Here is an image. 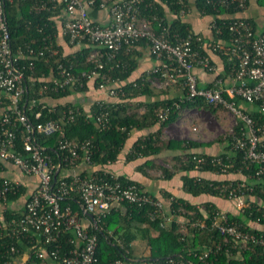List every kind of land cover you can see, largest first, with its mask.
I'll list each match as a JSON object with an SVG mask.
<instances>
[{
  "label": "built area",
  "instance_id": "built-area-1",
  "mask_svg": "<svg viewBox=\"0 0 264 264\" xmlns=\"http://www.w3.org/2000/svg\"><path fill=\"white\" fill-rule=\"evenodd\" d=\"M145 1L36 0L33 9L38 12L56 10L63 5L66 13L63 36L72 45H85L92 49L87 58L92 67L80 71L75 69V62L63 54V58L58 59L54 74L49 78L51 90L83 88L96 82L98 85H94V89L119 97L121 92L124 94L121 89V84L124 83H121L119 77L113 76V72L125 67L120 54L123 50L127 53L132 51L144 41L157 62L145 73L143 84L149 82L159 92L179 87V101L162 109L159 112V121L163 123L168 120L174 107L180 108L181 103L198 98L204 99L210 105L223 106L228 111L227 114L232 115V125L228 133L231 135L232 149L243 150L244 162L257 164L256 174L264 176V123L259 124L234 99L239 96L250 103L259 102L260 110L264 114V31L258 32L253 21L245 16H233V20L225 22L224 25L217 24L215 19L212 21L211 27L215 36L223 35L224 30H228L230 35L227 40L222 37L223 39L209 44L214 53L224 51L227 54L230 72L227 76H220L218 65L209 53V48L203 52L202 46L196 45L202 41L201 35H173L172 38L168 34L167 25H164L165 18L158 14L153 18L159 22L162 30H156L147 15L141 16ZM172 1L182 5L180 17L187 16L188 2ZM207 2L216 10L229 9L233 4L237 8L247 7L246 0ZM149 6L151 4H147L146 8ZM94 8L108 11L109 21L101 23L94 20L89 14V9ZM48 49L54 55L60 54L57 47L46 43L39 50L28 48L26 52L20 51L18 56L13 55L4 0H0V161H9L22 173L36 175L40 179L26 197L22 215L5 220L3 212L8 197L11 193L19 192L24 182L18 178L0 177V241L10 237L12 240L29 241L31 244L23 253L16 245H12L4 253L2 264H27L33 257L44 264H95L98 259L99 238L93 229L99 228L101 215L117 209L124 202L150 206L153 208L150 213L152 220L160 218L162 225L176 222L182 226V231H185L189 221L192 227L198 229H218L227 236L226 242L231 243L233 249L246 250L250 248V242L264 246V237L250 233L241 224L231 221L227 210L214 211L213 216L208 217L209 222L186 220L188 223L185 224L182 217L186 211H172V203L177 198L174 195L169 199L157 197L137 183H124L120 180V175L109 171L102 174L96 170L88 173L76 172L75 169L81 162L91 165L96 148L93 137L73 140L67 136L68 124L82 116L83 109L80 106H69L57 119L39 122L37 125L30 121L25 105L22 109L28 86L24 72L26 66L20 64V57L25 56L30 60L31 69L34 60L45 57ZM198 67L215 74L211 86L200 85L195 73ZM48 87L47 84L45 89ZM140 110L144 111L145 106H141ZM193 113V110L186 109L177 121L189 126L191 132L199 133L201 126L195 122ZM109 114L108 106L101 101L98 112L94 115L87 114L86 119L92 118L99 128H107L110 124ZM36 116L40 117L41 113H36ZM241 121L243 125L240 124ZM37 134L58 135V149L64 153L59 164H55L52 155L46 152V147L37 142ZM195 162V169L202 172L207 161L197 158ZM212 162L220 166L217 173H227L233 166L217 157ZM62 163L64 168L68 167L72 172L69 175L61 173L59 177ZM162 164L166 168H172L168 163ZM244 186L245 183H241L238 188L230 191V197L235 198L238 210L246 205L244 196L237 192ZM227 188L224 186L223 191ZM73 194L80 198L83 215L71 205L63 207L60 202L63 196ZM14 203L17 205L18 201L9 205ZM198 208L205 210L203 205H198ZM190 214L193 215V212ZM69 232L73 235L67 237ZM108 234L109 237H114L115 233L108 229ZM117 240L123 248V240ZM220 249V244L215 248H206L199 255V259L205 261L212 255H217ZM195 256L198 254L195 253ZM116 264L124 262L118 260ZM144 264L195 263L180 256L170 257L161 263Z\"/></svg>",
  "mask_w": 264,
  "mask_h": 264
},
{
  "label": "trees",
  "instance_id": "trees-1",
  "mask_svg": "<svg viewBox=\"0 0 264 264\" xmlns=\"http://www.w3.org/2000/svg\"><path fill=\"white\" fill-rule=\"evenodd\" d=\"M186 1L188 2V0ZM207 1L196 0V5L202 13L213 15L219 25H224L225 22L233 20L232 17H221L220 15H234L246 9L237 8L236 4H233L229 9L221 8L220 10H216ZM247 2L248 0H246ZM35 3L36 0H4L11 49L14 56H18L20 51L26 52L28 48L39 50L46 43H51L53 47H57L60 51V54L54 55L48 49L45 57H39L34 60V66L31 69L29 67L30 60L25 56L20 57V64L26 66L24 72L26 85L28 86L22 102V109L25 105V111L30 121L34 125H37L39 122L57 119L62 111L69 106H80L83 109V115L77 117L73 123L68 124L67 136L73 140L94 138L96 148L91 165L101 174L107 171L105 170L107 164L115 162L118 159L133 129H149L153 126H158V130L150 132L135 144L133 147L134 151L130 153L129 158L135 159L143 156L150 157L158 155L163 149L181 150L182 153L172 159L175 162V166L178 165L177 163H180L182 170L188 173L190 171H197L195 169V160L197 158H204L207 161L203 165L202 172L210 171L217 173L220 171L219 164L212 162L214 157L222 159L223 162L233 164L227 173L218 174L237 175V178L215 180L196 175L190 176L187 173L183 176L184 188L194 196L207 194L233 201L236 204L235 198L230 197V191L233 188H238L239 184L245 183V186L240 187L237 192L244 196L246 205L243 209L238 210V213H232L228 210L227 213L230 220L241 224L244 230L264 237V176L256 174L258 169L257 164L249 162L246 164L244 162L243 150L232 149L230 134L225 135L223 138L227 144L224 150L215 155L198 151L203 145L193 140L169 139L165 141L162 139L164 129L171 123L179 120L182 112L186 109H206L213 113H219V111L225 110V108L220 105H210L204 99L198 98L194 101L181 103L180 108L174 107L168 120L161 123L159 121V112L165 107L171 106L176 101H179V96H170L179 87L168 88L160 92L156 91L149 82L143 84L145 73L134 81H128L138 66L135 58L136 49L139 45H146L144 41L140 42L132 51L127 53L123 50L120 54V58L123 60L125 67L115 70L113 76L119 77L121 83H126L121 84V86L123 85L121 89L124 94L121 92L119 97L123 99L122 102L108 103L104 101L110 112L109 127L99 128L92 118L86 119L87 114L94 115L98 112L99 103L102 100L93 103L90 109H85L81 104H75L73 102L58 104L56 106L49 105L44 100L46 97L59 99L68 97L75 92L85 93L89 90V85L77 89L68 87L65 90H51L49 78L52 77L56 70L58 59L63 58L64 54L58 43L59 27L56 20L57 16H60L63 12L64 7L62 5L56 10L38 12L33 9ZM259 3L264 5L262 0H259ZM147 4H151V6L146 8ZM142 8L141 16L147 15L153 21V26L158 31H161L162 27L153 16L156 14L163 16L165 18L164 25H167L169 29L168 34L172 38L173 35L186 37L189 34H196L191 29V25L184 18L180 17L181 4L175 3L172 0H146ZM168 13L173 14L174 18L169 19ZM222 37L224 40L230 37L228 30H224L223 35H216L215 40L219 41L223 39ZM206 42L202 38V41L196 43V45H201L203 52H206V49L209 48L206 46ZM91 50V47L87 46L66 57L75 62L76 70L88 69L92 67L87 62ZM218 55L225 62V75H229L230 68L227 54L224 51H219ZM220 76L224 75L221 74ZM47 84L49 87L45 89ZM93 84L95 86L98 85L96 82ZM206 86H211V84ZM143 95L155 97L163 95L164 98L139 101L138 98ZM226 97L228 98L227 95ZM234 99L259 124L264 123V114L260 110L259 102L250 103L239 96ZM32 103L33 106H31ZM140 106H145V110L139 111L138 108ZM38 112L41 113L40 117L36 116ZM240 124L243 125V122L241 121ZM237 130H240L239 126ZM36 137L37 142L45 146L46 152L52 155L54 163L59 164L64 157V153L58 149V135L45 136L37 134ZM145 164L154 168L159 166L155 159L147 160ZM62 166L63 170L64 163H62ZM143 169L145 170L144 167ZM163 172L168 179L174 175V171L169 168H163ZM61 173L62 171L59 172V177ZM241 176L243 177L241 178ZM120 180L124 183H137L143 186L140 182L132 180L125 175H120ZM224 186L228 187L226 191H223ZM27 192L28 187L23 184L19 192L9 195L8 203L5 204V210L3 212L5 220L22 215V211L13 208L9 204L21 200L22 197L27 195ZM173 195L171 192L164 191L161 198L169 199ZM60 202L63 207L71 205L75 211H79L83 215L78 195L63 196ZM198 205H203L205 210L198 208ZM181 209L186 211L182 217L185 224L188 223V221L185 222L186 220H208L209 222L208 217L213 216L214 211L225 210L210 200L192 203L189 200L177 197L172 203V211L178 212ZM152 210L153 208L150 206H139L124 202L117 209H112L106 215H101L99 228L93 229L99 238L97 250L98 259L95 264H116L118 260H122L124 264L161 263L170 257L180 256L191 260L195 264H264V246L262 245L250 242V248L246 250L233 249L231 243L226 242L227 236L222 234L218 229H198L192 227L191 221H189V225H186L185 231H182V226L176 222L162 225L163 222L160 218L152 220L150 216ZM191 211L193 215L190 214ZM108 229L114 231V237H109ZM66 235L67 237L72 236L73 233L69 232ZM117 238L123 240V248L118 243ZM219 244L221 245V249L217 255H212L205 261L199 259V255L204 249L209 247L215 248ZM12 245H16L23 253L31 244L29 241L12 240L10 237L2 238L0 241V264L4 261V253L10 250ZM68 245L70 246V244ZM143 247L145 249L148 248L149 253L138 256L136 253L137 250ZM195 253L198 256H195ZM27 264H44V262L33 257Z\"/></svg>",
  "mask_w": 264,
  "mask_h": 264
},
{
  "label": "crops",
  "instance_id": "crops-1",
  "mask_svg": "<svg viewBox=\"0 0 264 264\" xmlns=\"http://www.w3.org/2000/svg\"><path fill=\"white\" fill-rule=\"evenodd\" d=\"M264 2V0H262ZM189 4V12L187 16L184 17L185 21L191 25V29L194 33L201 35V37L206 40V46L209 47V53L213 57V60L217 63L219 72L225 75V62L221 56L217 53L211 51L208 43H211L215 40V31L212 29V21L215 19L213 15H208L202 13L197 5L196 0H188ZM90 16L101 23H107L110 19L109 13L106 10L102 9H89ZM226 17L237 16H245L250 18L258 32L264 31V5L259 3V0H248L247 7L243 12H238L234 15L224 14ZM66 17V13L63 11L60 16H57V23L59 27L58 34V43L61 46L62 52L64 55L73 54L82 48H85L84 45H72L68 42V40L63 36L62 28L63 21ZM168 18L173 19L174 15L168 13ZM135 58L138 62V66L133 74L129 77L128 81H134L141 77L144 73H146L152 66H154L157 62L156 58L150 53V50L147 45H139L136 49ZM195 73L199 78L200 85H208L211 84L215 78V74L204 71L202 68H196ZM227 76V75H225ZM229 82H231L229 80ZM126 83V82H124ZM179 93V90L174 91L170 96H176ZM159 98H164V96L155 97L151 95H143L138 98L139 101H148L155 100ZM49 105L56 106L58 104H66L68 102H73L75 104H81L85 109H90L93 103L97 101H106L108 103H116L122 102L123 99L121 97H115L107 94L104 91L94 89V84L90 83L89 90L85 93L75 92L68 97L55 99L52 97H46L44 99ZM244 104V103H243ZM245 105V104H244ZM242 106V105H241ZM141 107V106H140ZM140 107L138 108L139 111ZM199 109H194L193 111ZM195 113V112H194ZM197 119L195 118V122ZM209 121V120H208ZM207 121V123H208ZM223 119L221 120V122ZM220 122V121H218ZM206 122H203L205 124ZM224 125V121L222 122ZM158 130V126H153L149 129H133L130 133L129 138L127 139L125 146L123 147L118 159L115 162L109 163L105 166V170L112 172L117 175H125L132 180L140 182L144 188H146L149 192L162 197L164 191H168L174 194V196L179 198H184L186 200L191 201L192 203H200L204 201H213L220 208L231 211L232 213H238V208L235 202L221 199L220 197H214L212 195H202V196H194L187 192L184 188V179L183 176L188 172L182 170L180 163H177L178 167L175 166V162L172 158L176 155L182 153L181 150H173V149H163L158 155L150 156V157H138L135 159H130L129 155L132 153L131 151L134 149L135 144L143 137L147 136L150 132H154ZM225 135L223 134V137ZM222 134H220L217 138L209 139L205 136V134L200 135L190 131L189 126L184 124H180L179 121L171 123L167 126L165 132L163 133V140L175 139V140H193L201 143L203 146L199 148L198 151L206 152L210 155L219 154L224 150L226 141L222 138ZM155 159L158 163V167H151L150 165L145 164L147 160ZM157 159V160H156ZM163 162L172 165L171 170L174 171V175L172 178H166L163 172L164 164ZM147 165V166H146ZM145 168V170L143 169ZM170 169V168H169ZM78 173H88L95 168L93 165H89L85 162H81L78 167L75 169ZM71 169L68 167L63 168L62 173L65 175H69L71 173ZM190 176H202L209 179H229V178H237V175L231 174H218L210 171L198 172V171H190L188 173ZM0 177H9V178H18L24 182V184L28 187L27 195L22 197L21 200L18 201L17 205L14 203L13 208H17L18 210H24V203L26 197L30 192L34 190V188L38 185L40 179L36 175H27L22 173L13 163L9 161H0ZM243 176H241L242 178ZM168 207V203H167ZM142 250H137V255L142 256L143 254H148V248H141Z\"/></svg>",
  "mask_w": 264,
  "mask_h": 264
},
{
  "label": "rangeland",
  "instance_id": "rangeland-1",
  "mask_svg": "<svg viewBox=\"0 0 264 264\" xmlns=\"http://www.w3.org/2000/svg\"><path fill=\"white\" fill-rule=\"evenodd\" d=\"M199 110L201 111L195 110L194 111L195 113H193V115L197 119L196 122L199 123L201 126V130L199 131L198 134L200 135L205 134V136L208 137L209 139H212L213 137L215 139L220 134H222L223 137V134L227 135L229 133V129L231 128L232 125V115L227 114L228 111L226 109L219 111V113H213L206 109H199ZM222 119L224 121V125H222L223 122V121L221 122ZM203 122L206 123L203 124ZM139 249L142 250L141 248Z\"/></svg>",
  "mask_w": 264,
  "mask_h": 264
},
{
  "label": "water",
  "instance_id": "water-1",
  "mask_svg": "<svg viewBox=\"0 0 264 264\" xmlns=\"http://www.w3.org/2000/svg\"><path fill=\"white\" fill-rule=\"evenodd\" d=\"M90 216H91V217H93V215H92V214H90ZM137 260H140V259H137Z\"/></svg>",
  "mask_w": 264,
  "mask_h": 264
}]
</instances>
